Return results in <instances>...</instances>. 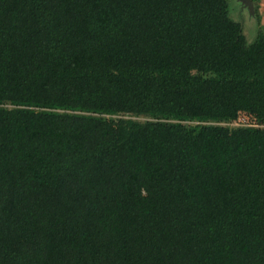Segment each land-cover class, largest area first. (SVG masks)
Segmentation results:
<instances>
[{
	"label": "trees",
	"instance_id": "trees-1",
	"mask_svg": "<svg viewBox=\"0 0 264 264\" xmlns=\"http://www.w3.org/2000/svg\"><path fill=\"white\" fill-rule=\"evenodd\" d=\"M0 264H264V30L229 0H0Z\"/></svg>",
	"mask_w": 264,
	"mask_h": 264
},
{
	"label": "rangeland",
	"instance_id": "rangeland-1",
	"mask_svg": "<svg viewBox=\"0 0 264 264\" xmlns=\"http://www.w3.org/2000/svg\"><path fill=\"white\" fill-rule=\"evenodd\" d=\"M229 6L231 19L242 23L247 42H252L257 30L259 28L264 30V0H259L257 3L252 2L251 7L242 0H229ZM257 14L259 17H257ZM132 119L137 121L148 120L146 117H132ZM210 124L215 125L216 123L211 122ZM227 126L232 127L230 123Z\"/></svg>",
	"mask_w": 264,
	"mask_h": 264
},
{
	"label": "built area",
	"instance_id": "built-area-1",
	"mask_svg": "<svg viewBox=\"0 0 264 264\" xmlns=\"http://www.w3.org/2000/svg\"><path fill=\"white\" fill-rule=\"evenodd\" d=\"M230 124L232 126H253L255 125L254 120L244 113H240L238 117Z\"/></svg>",
	"mask_w": 264,
	"mask_h": 264
},
{
	"label": "water",
	"instance_id": "water-1",
	"mask_svg": "<svg viewBox=\"0 0 264 264\" xmlns=\"http://www.w3.org/2000/svg\"><path fill=\"white\" fill-rule=\"evenodd\" d=\"M243 2H245V4H247L248 6H252V1L251 0H242Z\"/></svg>",
	"mask_w": 264,
	"mask_h": 264
},
{
	"label": "crops",
	"instance_id": "crops-1",
	"mask_svg": "<svg viewBox=\"0 0 264 264\" xmlns=\"http://www.w3.org/2000/svg\"><path fill=\"white\" fill-rule=\"evenodd\" d=\"M251 1H252V0H251ZM257 17H259L258 14H257ZM258 28H259V24H258ZM262 30H263V29H262Z\"/></svg>",
	"mask_w": 264,
	"mask_h": 264
}]
</instances>
